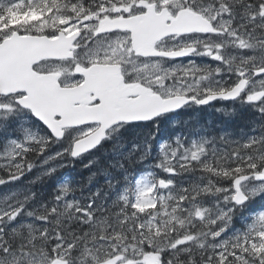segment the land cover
Masks as SVG:
<instances>
[{"label": "snow or ice", "instance_id": "1", "mask_svg": "<svg viewBox=\"0 0 264 264\" xmlns=\"http://www.w3.org/2000/svg\"><path fill=\"white\" fill-rule=\"evenodd\" d=\"M3 186L0 264H264V0H0Z\"/></svg>", "mask_w": 264, "mask_h": 264}, {"label": "trees", "instance_id": "2", "mask_svg": "<svg viewBox=\"0 0 264 264\" xmlns=\"http://www.w3.org/2000/svg\"><path fill=\"white\" fill-rule=\"evenodd\" d=\"M224 105H222L221 107H224ZM192 118L191 122H199L201 124H206L210 127L216 128V129H220L223 127H227V126H233L235 124V121L230 120L229 117L225 116L222 112L218 115V116H212V117H200L198 116L196 111L190 110L187 113L182 114L180 117H178L177 122L174 125H165L164 130H166L165 134H167V132L169 130H167L169 127H173L176 131H179V129H182L185 127L184 122L186 120H189V118ZM84 163L78 162L76 164V167L73 168H68V169H64V172L66 173H71L74 176L79 177H86L89 173V170L84 168Z\"/></svg>", "mask_w": 264, "mask_h": 264}, {"label": "flooded vegetation", "instance_id": "3", "mask_svg": "<svg viewBox=\"0 0 264 264\" xmlns=\"http://www.w3.org/2000/svg\"><path fill=\"white\" fill-rule=\"evenodd\" d=\"M201 111H202L201 113H202L203 115H205V114H206V115H211L212 113H215V111H213V110H212V107H210V106L207 107V108H205V109H203V110H201Z\"/></svg>", "mask_w": 264, "mask_h": 264}, {"label": "rangeland", "instance_id": "4", "mask_svg": "<svg viewBox=\"0 0 264 264\" xmlns=\"http://www.w3.org/2000/svg\"><path fill=\"white\" fill-rule=\"evenodd\" d=\"M4 191H5V189H1V190H0V193H3Z\"/></svg>", "mask_w": 264, "mask_h": 264}]
</instances>
